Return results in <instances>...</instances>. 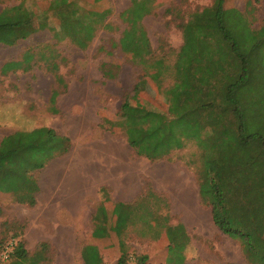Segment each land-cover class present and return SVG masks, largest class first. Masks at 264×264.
Instances as JSON below:
<instances>
[{"label":"trees","instance_id":"16d2710c","mask_svg":"<svg viewBox=\"0 0 264 264\" xmlns=\"http://www.w3.org/2000/svg\"><path fill=\"white\" fill-rule=\"evenodd\" d=\"M101 1L91 0L93 4ZM226 1L213 0L210 6L181 20L177 24L182 34L181 46L154 56L141 25L142 18L151 11V1L130 0V7L120 15L126 27L111 46H118L134 64L145 66L146 77L138 78L132 97L145 93L150 100L157 101L156 90H161L167 107L165 112L144 109L132 105L126 96L115 118L104 122L109 130L121 129L134 157L150 162L171 161L176 152L193 143L200 153L196 173L200 203L209 209L214 226L239 243L248 264H264V134L242 136L247 118L242 106L245 98L240 96L248 78L253 85L248 94V122L264 121V114L252 107L255 100H249L257 83L264 86V76H258L264 74V68H258L264 61V19L259 28H254L253 17L247 18V11L227 8ZM9 10L14 13L8 15L7 10L0 16V43L4 44L25 39L37 29L34 14L22 2ZM48 11L58 20L54 37H66L81 50L88 46L99 27L111 28L105 20L109 11L85 9L77 0H51ZM46 27L42 22L38 28ZM232 95L235 99L228 98ZM70 147L68 137L44 126L3 137L0 191L10 192L20 205L35 207L39 191L36 172L52 159L67 155ZM193 164L189 162L186 167ZM109 192L107 187L99 189L101 200L92 218L93 238L104 239L113 232L121 239L136 220L150 229L148 220L155 223L159 219L145 206L141 192L130 203H112ZM0 236V253L10 241L14 242L8 260L0 264L47 261L42 255L46 243L41 244L39 252L29 255L24 241L15 234L8 240L1 231ZM159 236L167 241L166 263L182 264L189 241L185 227L181 223L164 225ZM80 255L83 264L102 263L92 244L83 246ZM126 258L122 251L115 264H126ZM146 259L142 257L139 262L143 264Z\"/></svg>","mask_w":264,"mask_h":264},{"label":"rangeland","instance_id":"374dc122","mask_svg":"<svg viewBox=\"0 0 264 264\" xmlns=\"http://www.w3.org/2000/svg\"><path fill=\"white\" fill-rule=\"evenodd\" d=\"M50 1L0 0V16H4L7 10V14L12 15L14 12L9 9L22 2L34 14L37 28L25 39L12 44L0 43V138L8 133L49 124L59 135L69 137L73 146L71 154L51 165L54 170L50 172L52 167H49L42 172L43 176L54 172L62 175L60 187L56 188L58 191L52 181L49 189L56 190V197L63 200L65 207L72 199L70 197L68 201L66 195L71 192L65 185L68 180L64 179L74 173L77 179L80 178L78 172L82 173L85 159L93 160L98 156L109 165L105 172L106 183L111 184L118 194L131 196L141 192L145 206L159 219L155 223L148 220L150 229L136 220L127 227L121 239L113 232L104 239H95L92 237L95 225L91 224L88 207L70 205L78 220L77 229L53 228L59 214L54 213L52 205L43 211L21 206L12 196L0 195V231L5 239L13 234L18 236L24 241L29 255L39 252L41 244L46 243L42 255L47 261L42 264H83L80 252L88 244L97 247L101 264H115L122 251L127 257L126 264H141L139 259L142 257L147 258L143 264H167V241L159 234L164 231V225L181 223L189 236L182 264H248L239 243L214 226L209 209L200 203L196 182L200 153L193 143L176 152L171 161L150 162L134 157L121 129L110 128V131L108 123L104 122L115 118L126 96L132 105L144 109L165 112L167 107L163 91L152 85L158 95L157 101L150 100L145 93L132 97L134 84L143 76L145 66L134 64L118 46H111L118 42L126 27L120 15L130 7V0H103L98 4L91 0H77L85 9L109 11L105 20L111 25L110 29L99 27L83 50L66 37L59 40L54 37L58 20L48 11ZM150 1L151 11L142 18L141 25L154 56H158L168 48L177 50L181 46L182 34L177 24L193 12L210 6L213 0ZM225 7L247 11L246 17L250 20L253 17L254 28H259L264 19V0H227ZM42 22L47 25L44 29L38 28ZM262 63L264 61L258 68H264ZM262 84H256L255 94L249 96V100H255L252 107L264 114ZM252 86L247 78L240 93L245 98L242 111L247 118L242 136L256 132L262 137L264 121L250 119L248 122V105L251 104L248 94ZM54 92L57 96L53 95ZM228 98L235 99V95ZM192 161L195 164L187 168ZM98 182L89 183L88 193L94 201ZM56 207L58 210L59 206ZM171 257L176 259V256Z\"/></svg>","mask_w":264,"mask_h":264},{"label":"crops","instance_id":"0c3cea01","mask_svg":"<svg viewBox=\"0 0 264 264\" xmlns=\"http://www.w3.org/2000/svg\"><path fill=\"white\" fill-rule=\"evenodd\" d=\"M43 126L49 127L55 131V129L53 127L49 126V124L43 125ZM43 126L42 125L41 126H33V128L43 127ZM9 134H11V133L5 134L4 136H2V138L9 135ZM2 138H0V140ZM70 143H71V147H70L69 153L71 154L73 151V146H72L71 140H70ZM69 153L67 155H65L64 157L52 159L51 161H49L45 165V167L43 169L36 172L39 191H38V193H36V196H35L36 197L35 207L45 211L48 209H44V208L50 207L52 205L54 213L59 214L58 216H56L57 219L55 220L54 224L52 225L53 228L65 227V228H69V229H77L78 220H77L75 211L72 208H70L71 204L73 206H76L79 204L80 206H84L85 208L88 207L89 208L88 212L90 213L91 224L93 225L92 218H93V215L96 212V208H97V206L101 200L100 196H99V189L101 187H107L110 189L109 198H110V201L112 203H130V202L134 201L137 198V196L140 194V192H138L136 195H131V196H129V194H118L113 189V186L111 184L106 183L107 176L105 175V172H107V170H108V166H109L108 162L106 160H104L103 158H101V157L99 158L97 156V157L93 158V160H88L87 158L85 159L84 166L82 169V173L78 172L81 176L80 178L77 179L75 176L76 174L74 173V174L69 175L70 178L64 179V180H68V183L65 185H66V187H68V189H70L69 190L71 192L70 195H72V196L66 195L68 197V201L70 200V197L72 200L69 202L71 204L68 207H65L63 200L62 199L60 200V198H57L55 195V194H57L56 188H59L60 183L62 182V179H61L62 175L60 173L54 172V173H52V175L48 174V175H51V177L49 179H47L46 176H48V175L43 176L42 172L45 171L46 169H49V167H52V169L50 168V172L52 170H54L55 167H53L51 165H53V163L55 161H62L66 156L69 155ZM38 172H40L41 174H39ZM48 173H49V171H48ZM50 181H52L53 186L55 187L56 190L54 189L52 191L49 189ZM81 181L84 182V185L82 184ZM93 181H97V182L99 181L98 182V189H97V199L95 201L93 200L91 193L90 192L88 193L89 183H91ZM51 193H53V194L51 195ZM0 195H7V196L9 195V196L13 197V195L10 192L0 191ZM64 196L65 195H63V197ZM197 196L199 197L198 189H197ZM60 197H61V195H60ZM57 199H59V200L57 201ZM44 200H46V201H44ZM74 204H76V205H74ZM93 205H94V209H93ZM21 206H23V205H21ZM56 206H59L58 210H57ZM24 237L27 239V236L24 235ZM74 238H75V234H74Z\"/></svg>","mask_w":264,"mask_h":264},{"label":"built area","instance_id":"2783aa9c","mask_svg":"<svg viewBox=\"0 0 264 264\" xmlns=\"http://www.w3.org/2000/svg\"><path fill=\"white\" fill-rule=\"evenodd\" d=\"M13 244H14V242L10 241L6 245L5 249L0 253V261L8 260L10 254L12 253V250H13Z\"/></svg>","mask_w":264,"mask_h":264}]
</instances>
